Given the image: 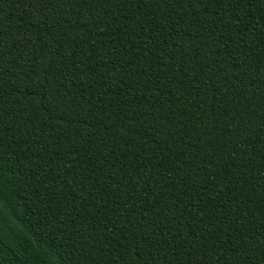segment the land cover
<instances>
[{"label":"trees","instance_id":"trees-1","mask_svg":"<svg viewBox=\"0 0 264 264\" xmlns=\"http://www.w3.org/2000/svg\"><path fill=\"white\" fill-rule=\"evenodd\" d=\"M2 264H264V0H0Z\"/></svg>","mask_w":264,"mask_h":264},{"label":"water","instance_id":"water-1","mask_svg":"<svg viewBox=\"0 0 264 264\" xmlns=\"http://www.w3.org/2000/svg\"><path fill=\"white\" fill-rule=\"evenodd\" d=\"M0 264H2V263H1V260H0Z\"/></svg>","mask_w":264,"mask_h":264}]
</instances>
